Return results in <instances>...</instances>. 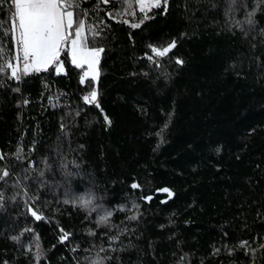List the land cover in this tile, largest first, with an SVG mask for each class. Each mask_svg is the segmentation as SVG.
<instances>
[{"label":"trees","instance_id":"16d2710c","mask_svg":"<svg viewBox=\"0 0 264 264\" xmlns=\"http://www.w3.org/2000/svg\"><path fill=\"white\" fill-rule=\"evenodd\" d=\"M99 9L96 82L0 74V264H264V0Z\"/></svg>","mask_w":264,"mask_h":264},{"label":"snow or ice","instance_id":"6c2138e0","mask_svg":"<svg viewBox=\"0 0 264 264\" xmlns=\"http://www.w3.org/2000/svg\"><path fill=\"white\" fill-rule=\"evenodd\" d=\"M5 2H8L14 11L7 23L0 21V74L10 72L9 78L16 80H19L21 75L49 71L53 68L59 74L64 67L61 62V55L66 54L75 67L82 68L87 65L92 73V79H96V65L103 49L89 46L90 42L85 35L86 22L77 11L80 8V0H0V4ZM109 2L110 0H97V10H100V4H108ZM117 2L126 5L129 9L132 7V0H117ZM135 2L139 5V10L142 13L161 7V0H135ZM163 4L166 6L167 0H163ZM106 15L112 19L115 14L106 12ZM253 15L254 12L249 13L248 23L250 24L253 23L251 19ZM147 18V16L144 17V19ZM123 22L127 23L126 20ZM131 26L137 28L140 25L132 24ZM87 32L92 33L93 39L98 35L92 26H87ZM4 38L10 40L12 49L4 43ZM174 46L175 42L162 50L153 48L152 51L157 56L163 57ZM176 63L181 64L183 62L177 60ZM88 74L85 72L81 76L82 84ZM96 97L97 93L93 90L83 99L85 103H95L96 107H99V104L96 103ZM104 119L110 123L107 116ZM2 158L0 157V159ZM3 175L7 176L8 172L5 171ZM0 179H3V176H0ZM137 187V184L132 185L134 189ZM163 191L168 190L164 189ZM93 199L94 197L91 195L87 198L81 196L78 201L73 200L72 203L74 206L78 204L80 208L87 210L90 209ZM146 199H151V197ZM65 203H69V201L65 200ZM134 207H138V205H134ZM29 211L36 220L42 219L36 211L31 208ZM111 216L112 212H107L100 217L98 223H106ZM130 219L134 220L136 217L132 216ZM68 235V233H64L61 242L66 240ZM37 259H39V253H37ZM92 264H102V260L93 261Z\"/></svg>","mask_w":264,"mask_h":264},{"label":"rangeland","instance_id":"374dc122","mask_svg":"<svg viewBox=\"0 0 264 264\" xmlns=\"http://www.w3.org/2000/svg\"><path fill=\"white\" fill-rule=\"evenodd\" d=\"M138 7H139V5H138ZM99 57H100V56H99ZM69 60H70V57H69ZM70 62H71V60H70ZM62 71H63V70H62ZM62 71H61V72H62ZM85 72H88V73H89L88 76H86V77H90V78H92V73L89 71L87 65H84V71H83L82 76L84 75ZM96 73H97V75H96V79H92L94 82H96L97 77H98V67H97V65H96ZM94 90H95V89H94ZM95 91H96V90H95Z\"/></svg>","mask_w":264,"mask_h":264},{"label":"water","instance_id":"95a60500","mask_svg":"<svg viewBox=\"0 0 264 264\" xmlns=\"http://www.w3.org/2000/svg\"><path fill=\"white\" fill-rule=\"evenodd\" d=\"M30 209V208H29ZM29 213H30V215L33 217V218H35L32 214H31V212L29 211Z\"/></svg>","mask_w":264,"mask_h":264},{"label":"built area","instance_id":"2783aa9c","mask_svg":"<svg viewBox=\"0 0 264 264\" xmlns=\"http://www.w3.org/2000/svg\"><path fill=\"white\" fill-rule=\"evenodd\" d=\"M16 63V62H15ZM10 76V75H9Z\"/></svg>","mask_w":264,"mask_h":264}]
</instances>
